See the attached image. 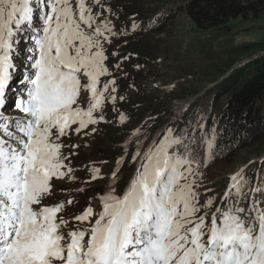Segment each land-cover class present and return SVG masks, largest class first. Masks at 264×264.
I'll return each mask as SVG.
<instances>
[{
	"label": "snow or ice",
	"instance_id": "snow-or-ice-1",
	"mask_svg": "<svg viewBox=\"0 0 264 264\" xmlns=\"http://www.w3.org/2000/svg\"><path fill=\"white\" fill-rule=\"evenodd\" d=\"M122 11L0 0V264H264V175L244 166L217 191L205 170L219 137L203 116L152 136V116L132 127L118 107L126 68L143 66L117 48L151 25ZM101 125L129 129L118 154L75 167L90 143L67 141Z\"/></svg>",
	"mask_w": 264,
	"mask_h": 264
},
{
	"label": "rangeland",
	"instance_id": "rangeland-1",
	"mask_svg": "<svg viewBox=\"0 0 264 264\" xmlns=\"http://www.w3.org/2000/svg\"><path fill=\"white\" fill-rule=\"evenodd\" d=\"M189 0H152L142 2L141 19H149L151 25L155 20L163 16L173 14L175 19L169 23L166 20L162 29L163 32L143 31L131 39L130 45H120L117 50L121 55L134 52L128 64L139 63L143 67L137 72L127 67L129 77L121 85V92L127 99L118 104L121 111L135 117L132 127L139 126V123L153 117L151 131L152 136H156L166 129L171 123L181 120L183 113L191 104L198 106L201 116H205L210 110L213 99V91L216 85L227 76L215 69L226 60V52L244 43H264V12L259 18L250 16L248 19L242 17L232 20L229 25V32L224 33L216 30L203 31L196 27L193 20L187 15L184 8ZM126 0H115V3L123 10L121 20H127L131 13H127L128 6ZM130 8V7H129ZM130 10V9H129ZM133 11V10H132ZM158 28V27H157ZM140 42V43H138ZM264 55L263 51L254 53L251 57L257 58ZM244 59L236 65L242 66L248 60ZM134 69V68H133ZM135 74H131L134 73ZM135 83L139 91L135 88L127 89L128 84ZM157 85L159 87H157ZM175 85V87H171ZM221 105L225 102L222 98ZM166 100H170V105H166ZM11 101H9V104ZM199 113V114H200ZM115 118V113H110ZM206 120L207 117L205 116ZM100 132L92 141H81L78 137H73L71 141L75 143H90V147L81 148L80 155L73 160V165L80 168L82 164L95 160H109L113 162L118 154V145L122 143L129 129H123L119 125L100 126ZM254 151L242 150L237 159L219 162L216 165L210 163L205 170V183L209 187H214L217 191H223L228 183L230 174L246 167V174L253 179L257 172L264 175L262 167L264 165V152L260 155ZM252 162V163H250ZM104 172L108 169L104 168ZM82 178H87L85 172L78 173ZM87 194H81L80 205L68 207L67 212L79 214V211L86 206ZM66 193L59 191L53 202H58L65 198ZM67 218V216H66Z\"/></svg>",
	"mask_w": 264,
	"mask_h": 264
},
{
	"label": "trees",
	"instance_id": "trees-1",
	"mask_svg": "<svg viewBox=\"0 0 264 264\" xmlns=\"http://www.w3.org/2000/svg\"><path fill=\"white\" fill-rule=\"evenodd\" d=\"M126 1L128 8L124 9H132L137 20L145 25L149 24L148 18L141 19L140 16L144 9L142 2L152 0ZM183 10L199 29L227 33L228 24L234 19H248L250 16L259 18L264 12V0H189L181 9ZM174 19L173 14L163 16L161 20L158 17L146 32H163L161 26ZM127 46L132 49L131 45ZM263 50V42L234 46L226 52V60L215 68L220 70L223 76H227L216 85L210 110L205 115L208 129L215 127L219 137L216 152L218 158L211 162L214 165L237 159L242 150L254 151L257 155L264 152V55L251 57ZM246 58L248 61L236 68V65ZM131 69L135 70L132 67ZM135 73L136 71L131 74ZM223 97L225 102L221 105ZM165 103L169 106L170 100ZM198 108L191 104L184 112L183 118L169 127L175 128L177 132L185 128L186 122L195 121L201 116ZM262 170L264 171V165Z\"/></svg>",
	"mask_w": 264,
	"mask_h": 264
}]
</instances>
